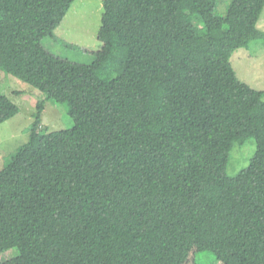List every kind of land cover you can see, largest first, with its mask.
Listing matches in <instances>:
<instances>
[{"label":"trees","instance_id":"16d2710c","mask_svg":"<svg viewBox=\"0 0 264 264\" xmlns=\"http://www.w3.org/2000/svg\"><path fill=\"white\" fill-rule=\"evenodd\" d=\"M75 0H0V71L44 94L29 139L0 169L1 255L25 264H185L199 240L223 264H264V90L233 52L255 39L264 0H103L91 63L44 44ZM121 73L98 71L120 47ZM47 100L74 126L42 130ZM20 112L0 93V124ZM249 165L226 172L236 143ZM196 241V242H195Z\"/></svg>","mask_w":264,"mask_h":264},{"label":"rangeland","instance_id":"374dc122","mask_svg":"<svg viewBox=\"0 0 264 264\" xmlns=\"http://www.w3.org/2000/svg\"><path fill=\"white\" fill-rule=\"evenodd\" d=\"M230 2L231 0H218L215 13L199 19L200 24L204 25L206 22L210 28L220 26ZM103 11V0H75L62 24L56 29V36L54 38L48 36L43 40L45 46L64 58L81 63L93 62L102 47L98 32L102 24ZM257 26L264 30V8ZM127 54L128 48L122 46L109 55L98 71L99 76L103 80H109L121 73L125 67ZM230 60L240 80L257 90H264V40L255 39L247 47L237 49ZM0 93L10 97L20 108L17 115L0 124V169H2L16 147L28 141L27 127L32 122L37 103L44 98V94L3 71H0ZM68 111V103L47 100L42 113V130L54 131L73 127L75 123ZM256 149V141L253 137L247 138L243 144L236 143L230 153L227 174L236 175L246 168ZM1 260L5 264H25L27 259L24 247L19 245L7 250L1 255ZM185 264L223 263L197 240Z\"/></svg>","mask_w":264,"mask_h":264},{"label":"crops","instance_id":"0c3cea01","mask_svg":"<svg viewBox=\"0 0 264 264\" xmlns=\"http://www.w3.org/2000/svg\"><path fill=\"white\" fill-rule=\"evenodd\" d=\"M59 26H60V25H59ZM59 26H58V27H59ZM55 31H56V30H55ZM55 36H56V35H55ZM55 36H54V37H55ZM54 37H51V38H54Z\"/></svg>","mask_w":264,"mask_h":264}]
</instances>
